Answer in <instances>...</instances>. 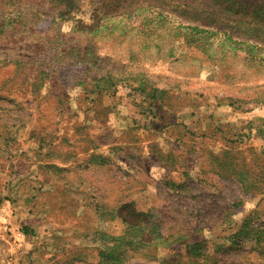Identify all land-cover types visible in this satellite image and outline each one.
<instances>
[{"label": "rangeland", "instance_id": "1", "mask_svg": "<svg viewBox=\"0 0 264 264\" xmlns=\"http://www.w3.org/2000/svg\"><path fill=\"white\" fill-rule=\"evenodd\" d=\"M0 264H264V0H0Z\"/></svg>", "mask_w": 264, "mask_h": 264}, {"label": "crops", "instance_id": "2", "mask_svg": "<svg viewBox=\"0 0 264 264\" xmlns=\"http://www.w3.org/2000/svg\"><path fill=\"white\" fill-rule=\"evenodd\" d=\"M20 205V204H19ZM18 218L20 219L21 225H23V231L27 232V234L25 235H29V234H34V228H36L37 226L31 224V220H34L35 216L34 214L30 213V210H28V206L25 205H20L18 208Z\"/></svg>", "mask_w": 264, "mask_h": 264}, {"label": "trees", "instance_id": "3", "mask_svg": "<svg viewBox=\"0 0 264 264\" xmlns=\"http://www.w3.org/2000/svg\"><path fill=\"white\" fill-rule=\"evenodd\" d=\"M24 233H25V234H27V232H26V231H25Z\"/></svg>", "mask_w": 264, "mask_h": 264}]
</instances>
